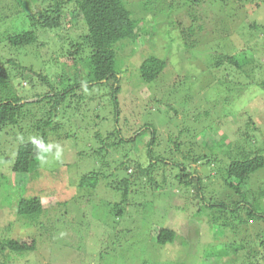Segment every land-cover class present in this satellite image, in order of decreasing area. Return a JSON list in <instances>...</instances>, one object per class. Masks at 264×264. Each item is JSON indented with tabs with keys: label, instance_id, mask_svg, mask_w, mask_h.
Listing matches in <instances>:
<instances>
[{
	"label": "trees",
	"instance_id": "obj_1",
	"mask_svg": "<svg viewBox=\"0 0 264 264\" xmlns=\"http://www.w3.org/2000/svg\"><path fill=\"white\" fill-rule=\"evenodd\" d=\"M146 1L143 7L147 9L153 0ZM191 1L193 8L197 9L210 3L214 6L212 14L218 21L217 13L220 9L229 13L234 8L235 11L240 10L236 6L240 7L239 2L242 0ZM15 2L16 7L0 8V137H3L0 143L6 139L8 131L5 130L10 128L9 131L12 130L15 134L11 133L7 137L15 139L16 146L11 167L2 169L3 172L0 173V184L3 185L6 180L11 188H24L27 192L21 197L15 196L16 201L9 205V210L17 221L26 227H35L36 231L38 229L48 232L50 230H46L41 222L48 213L41 195L48 193V197H57L58 203L52 209L59 210L63 206L67 208L69 205L80 206L92 202L95 195L78 198L79 192L86 190L89 194H96L103 187L113 191L116 198L104 203L107 216H114L117 226L132 222L140 234L144 231L142 224L146 227L147 222V206L142 200L152 201L159 197L170 201L177 197L184 201L182 210L191 212L193 216L190 220L191 224L195 223L193 230L189 229V233L181 234L169 222L162 225L155 223L153 226L158 227L157 233L150 232L147 235L149 251L158 252L162 256L166 247H176L177 244L181 250H190L192 247L199 250L203 234L209 233L218 244L206 249L203 252L205 257L214 258L217 264H227L229 260L231 264H238V261L239 264H262L264 186L252 187L250 183L254 176L264 173V113L256 116L251 111H243L241 114L246 117H243L245 122L242 124L220 123L215 130L204 126L199 129L193 127L162 141H159L157 132L151 125H139V131L150 133L144 135L143 141L147 142L145 156H141L142 153L136 151L141 137L138 134L130 136L129 122L123 117V107L132 98L120 100L122 76L127 72L122 75L123 72L117 71V68L126 65L125 62H120V65L117 63V49L124 48V43L135 46L149 30L152 31L151 28L157 31V38H160L157 24L159 15L154 14L145 24L144 18L138 15L133 17L134 13L125 0ZM171 4L168 3L169 9ZM251 4L254 8L260 6L259 3L255 4V0ZM169 15L170 13L167 16ZM193 17L192 25L187 29L181 27L179 22H166L170 37L171 30L178 29L187 50L202 49L201 44L214 38L216 32L215 28L211 30L204 24L195 27L196 16ZM14 19L23 20L22 26L13 29L8 22ZM77 22L84 25L85 29L82 33H76V36L71 35L69 29L76 27ZM148 24H151L150 28ZM252 27L256 28L257 25L253 24ZM155 42L151 55L141 60L140 65L128 68L137 69V75L143 82L156 81L161 86L163 79L160 78L164 75L168 62L160 54L159 42ZM160 47L164 49L163 46ZM43 52L44 56L48 53L50 58L46 59ZM27 56L36 58L41 67L32 63H21L20 58ZM219 58L220 61H213L215 67H220L224 61L222 57ZM226 58L225 64L246 73L243 68L246 61L244 55H231ZM246 58L254 68H260V65L256 66V60L251 53H246ZM52 68L54 72L51 74ZM206 68L201 71L204 72ZM29 74L33 75L28 80L24 76ZM181 83L186 82H175L174 86H178L177 94L180 87L182 88ZM187 88L190 89L189 86ZM262 89L264 90V84ZM199 90L204 93L205 89ZM226 91L229 92L228 89ZM170 93L175 94L174 91ZM182 97L183 94L181 99ZM184 98L187 102V98ZM210 100L212 109L218 106L225 109L229 95L218 96V101ZM91 104L96 112L93 108L87 110ZM261 111L264 112V107ZM173 114L172 118L177 119L178 111L174 110ZM201 115L202 113L199 114ZM205 115L209 118L210 112ZM240 119L238 117V121ZM183 120L185 118L182 116L178 122L180 126ZM99 124L106 125L103 128L108 131L102 132L104 129ZM190 130H198V137L181 141L182 133H190ZM83 132L88 137L78 143ZM33 135L35 138L22 140L25 139L24 136ZM58 141H61L59 147L63 146L57 148L58 153L62 154L66 149L68 151L62 156L67 157V154L74 151L75 160L85 161L79 170L86 172L80 175L77 187L69 179V171L66 170L73 166L70 162L60 165L62 160L58 156L53 164H44L40 160L44 154L49 155V151ZM157 142L163 143L167 152L156 156L152 148L159 145ZM0 145L3 151L6 145ZM112 151L118 152V155L112 156ZM8 154L1 159H5ZM57 162L59 169L53 171V165ZM74 167L77 168L76 162ZM17 177L25 178L27 185H14L13 181ZM0 192L6 193L7 188L2 187ZM157 215L163 218L164 212H158ZM204 215L209 225L206 229L199 223ZM17 221L9 222L14 227ZM52 222L51 233H56L55 221ZM56 222H62V218ZM105 231L110 232L106 228ZM104 238H107L105 234ZM36 245L35 238L31 242L3 238L0 241V264H9L11 259L17 260L15 257L34 251ZM144 261L146 264V260Z\"/></svg>",
	"mask_w": 264,
	"mask_h": 264
},
{
	"label": "rangeland",
	"instance_id": "obj_2",
	"mask_svg": "<svg viewBox=\"0 0 264 264\" xmlns=\"http://www.w3.org/2000/svg\"><path fill=\"white\" fill-rule=\"evenodd\" d=\"M164 1L156 0L155 2L153 0L146 9L143 7L147 2L146 0H125L126 5L134 13L133 17L138 15L144 18L145 24L150 21V18L154 14L159 15L157 24L159 25L158 33L161 36L157 38V31L151 28L152 31L149 30L150 32L135 46L130 43H124L126 44L124 48L117 49V63L119 65L120 62L126 63L123 68L121 66V68H117V71L123 72L122 75L127 72L122 76L123 89L120 93V100L124 101L126 97L127 100H131L132 98L123 107V117L127 118L129 122L130 136L138 134L141 137V142H138L139 144L136 148L137 152L142 153L141 156L145 154L144 149L147 142L143 141L145 140L144 135H149L150 133L148 131L145 132V130L139 131V125V127L151 125L156 130L159 141H162L171 135L172 137H175L173 135L177 136L182 130L193 129V127L199 129L204 126L215 130L219 127L220 123L227 125L242 124L245 122L243 121V117H246V115L241 114L243 111L248 113L251 111L252 115L256 114V116L264 113L261 111L264 107V90L262 89L264 84V0H255V4H260L257 8H254L251 4L253 0L236 1V3L239 2L241 4L240 7L236 6V9L239 8L240 10L235 11V6H232L234 9L231 10V13L225 9H220L217 13L219 16L218 21L215 20V16L212 14L214 6L210 3L202 5L201 8L197 9L196 7L193 8L192 1L190 2V0ZM169 2L172 3L171 9L168 8ZM2 6H4L3 8L16 7L17 2L15 0H0V8ZM162 10L165 13H162ZM169 13L170 15L167 16ZM193 16H196L197 23L194 25L195 27L204 24L208 25V28H211V30L214 28L216 30L215 37L208 42H203L201 44L202 49L200 48L199 50H187L180 36V31L174 28L171 30L172 37H170V31L168 32L166 25L167 21L171 23L179 22L181 23V27L187 29L192 25ZM197 17L199 18L198 20ZM8 23L15 29L22 26L23 20L14 19ZM253 24L257 25V27L253 28ZM150 25L148 24L147 26L150 28ZM84 29V25L77 22L76 27L74 26L73 29L69 30L71 31V35L76 36L78 33H82ZM155 40L159 42L158 49L160 50V54L168 62L164 75L160 78L161 80L163 79L161 86H158V83H155L156 81L152 83L143 82L137 75V69L131 70L128 68L132 65H140L141 60L143 61L153 53ZM160 46H163L164 49L162 50ZM246 53L253 55L256 60V66L260 65V68H254L252 64L248 63ZM231 55H239L241 57L244 55L246 61H244L243 68L246 73L225 64L227 62L226 56ZM44 57L46 59L50 58L48 53ZM219 57H222L224 61H222L223 63L220 67H215L213 63L220 61ZM193 59H196V61ZM20 62L28 65L32 63L36 67H41V63L31 56L20 58ZM204 68H206L204 72L201 71ZM52 72H54V68H52L51 74ZM30 75L33 74L25 75L24 77L29 80L31 79ZM181 80H185L189 84L181 83L182 88L180 87V92L177 94L178 91L176 89L178 86L174 85L176 81ZM111 84L113 83L111 82ZM188 86L190 89L187 88ZM199 89H205L204 93H201ZM227 89L229 92L226 91ZM172 91H174V95H171L170 92ZM168 93L169 95H167ZM182 94L187 98V102L184 97L181 99ZM224 94L229 95V102L226 108L218 106L212 109L211 105L213 104H211L210 99L218 101V96L224 97ZM85 103L86 101L83 102V104ZM92 108L96 112L93 104L89 105L87 110L89 111ZM97 108H100V106H97ZM109 108L110 104L107 106V109ZM174 110L178 111L176 115L177 119L172 118L174 117ZM223 110H225L224 113L222 112ZM208 111L210 115L209 118H206L205 114ZM201 113L202 115L199 116ZM90 114L95 119V116L91 112ZM182 116L185 118V121L183 120L184 122L180 126L178 122ZM238 117H241V121H238ZM219 118L221 120H218ZM100 126L102 127L101 129L106 127V125L102 124ZM9 129L5 130L8 131L7 136H10L13 132L12 130L9 131ZM25 131L23 132L25 133ZM103 131L106 132L108 130L104 129ZM2 134L4 137L6 136L4 133ZM12 134H15V132ZM198 134V130L197 132L190 130V133H182L180 138L181 141H189L190 139L197 138ZM7 136L4 142L0 143H5L6 145L3 151L0 149V173L3 172L2 169L11 167L13 157L16 154L15 139ZM24 137L25 139H22V137L21 139L29 140L30 138H35L34 135L32 137ZM86 137L88 136L85 132L81 133L78 143ZM2 138L0 137L1 140ZM60 144L61 141L56 142L49 153L47 151L49 155L44 154L40 160L44 164H53L54 159L58 156L62 160L60 165L70 162L73 166H69L66 170L69 171V179L77 187L80 175L82 172H86L79 170V167H82L85 161L75 160L74 151L67 154V157H65L66 155L62 156V154H65L64 152L68 153V151L66 149L64 152L62 151V154L58 153L59 150L57 148H63V146L59 147ZM158 144L152 148L156 156L167 152L165 151L166 146L163 143L159 142ZM6 152L9 153L8 156L5 159H1L2 156L7 154ZM110 154L117 156L118 152L112 151ZM108 159L110 158L108 157ZM116 159L119 160V158ZM74 162H76L77 168L74 167ZM53 167V171H58V162ZM260 174L251 179L250 184L252 187L264 186V173ZM21 178L17 177L14 180L15 182L13 181L14 185H27L26 179ZM10 185L5 180L2 187L7 188V192H0V241L3 238H17L25 242H31L35 238L37 245L34 251L23 253L20 257H15L17 259L15 261L11 259L9 264H145L144 260L148 264H217L214 258H207L203 253L211 245L216 246L218 244L217 241H213L209 233L203 234L199 250L193 247L190 250H181L177 244L176 247H166L163 251L164 256L158 255V252L153 253V251H149L146 241L147 235H150V232L152 234L157 233L158 227L156 225H154L156 227L153 226L155 223L162 225V223L166 224L169 222L181 234L189 233V229L193 230L195 223L191 224L190 221L193 219V216L191 212L182 210V207L184 208V201L180 198L174 197L170 201L168 199H160L159 197L154 198L152 201H149L150 199L142 200V203H146L148 207L145 208L147 222L146 227H143L142 224L144 231L139 234L132 222L129 221L117 226L118 223H114L115 220H113L114 216H107L104 203L116 199L114 197L115 193L109 189L101 187L97 190L96 194H89L88 191L81 190L78 198L95 195L92 202L88 204L84 203L80 206L69 205L67 208L63 206L59 210L52 209L58 203V198L55 196L48 197V193H45L41 195V198L48 213L41 222L46 226V230L50 231L43 232L38 229L36 231L35 227H26L22 222L19 223L15 215L9 210V205L16 201L14 199L15 196L21 197L22 194H27L24 188H11ZM158 212H164L163 218H159ZM204 216L202 222L200 221L199 223L206 229L209 225L207 224L208 219L206 215ZM60 217L62 218V222H56ZM12 220L17 221V223L15 222L16 225L14 223V227L9 222ZM52 221H55L54 227L57 228L56 233H51L50 226L53 224ZM116 221H118L117 218ZM105 228L110 230V232L107 233ZM152 228L153 231H151ZM129 231H131V234H129ZM104 234L108 240L104 238ZM192 234L191 232L190 235ZM131 246L135 249L133 250ZM199 258L201 259L200 261ZM239 263L240 261H238ZM261 263L264 264V262ZM227 264H231L230 260Z\"/></svg>",
	"mask_w": 264,
	"mask_h": 264
}]
</instances>
